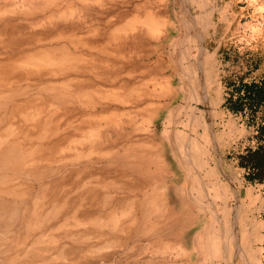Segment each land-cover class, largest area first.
<instances>
[{"label": "rangeland", "instance_id": "1", "mask_svg": "<svg viewBox=\"0 0 264 264\" xmlns=\"http://www.w3.org/2000/svg\"><path fill=\"white\" fill-rule=\"evenodd\" d=\"M45 49L67 51L75 70L12 81L10 97L61 93L54 139L94 130L96 149L57 153L40 179L19 181L31 182L24 201L0 199V264H264V183L241 159L260 143L264 110L231 107L241 83H264V0H0V59ZM10 97H0V127ZM34 196L38 208L64 207L27 230ZM243 228L253 262L208 257L206 246ZM31 245L40 256L16 257Z\"/></svg>", "mask_w": 264, "mask_h": 264}, {"label": "bare ground", "instance_id": "2", "mask_svg": "<svg viewBox=\"0 0 264 264\" xmlns=\"http://www.w3.org/2000/svg\"><path fill=\"white\" fill-rule=\"evenodd\" d=\"M73 70H75V64L73 60H71L70 54L67 51H63V50H60L58 52L55 51L52 52V50L50 49H45L44 51L39 52L38 54L19 57L14 61V63L9 62L6 59L5 60L0 59V87H1L0 97H10L14 94V90L9 89V87L11 86V84L15 85L17 83H12V81H19V82L27 81V80L32 81L37 79L39 76L43 74L58 75L61 73H65L67 71L71 72ZM192 78L194 79V77H192V73L191 75L188 74V79H192ZM66 87H68V85ZM22 89L27 90L25 86ZM24 95L26 96V98L30 97V94L28 95L27 92ZM83 95L85 94L83 93ZM45 96L46 95L36 93L34 97L40 99L38 100L37 104L35 102H34L35 104H33L32 101L26 99H15L16 96L8 98L11 101L9 102L6 110L8 116V119H6L8 120L7 125L6 126L3 125L0 127V130L5 132L0 134V199L4 201L3 202L4 204L10 202V200L7 199L10 197L16 198V201L14 202L15 204L18 199L23 200V197L27 196V194L31 189V182L20 183L19 181L22 178L26 179L27 177L29 179L31 178L40 179L45 172L44 168L39 169L40 165L49 164L50 162L55 161L54 159L56 158L57 153L59 154V152H63L64 150L76 148L80 146V144L82 145L83 141L88 143L87 150H91L92 152L96 149L93 148L94 141L90 140L95 137L92 135L94 133V130H91L92 134L90 136L83 135V137L80 138L68 139L70 138L68 134H64L59 138L54 139L53 135L51 134L52 128L50 127V122L51 119L53 118V113L55 115V112L61 106L60 103L63 102V100L61 99L63 95L61 93L55 92V94H52L51 96L47 95L49 97L45 98ZM51 109H53L54 111L50 115L48 112H51ZM43 113L48 114V117H46L44 120L39 122V123L42 122L43 123L36 133L30 132L31 129L36 127V124L34 122L38 123ZM15 115L20 116L18 122L24 123L25 127L19 126L16 128L12 124L11 120L14 119ZM30 124L34 127H31ZM27 135H31V137L29 138ZM34 139L40 140L38 141L39 143L38 142L32 143L31 141ZM47 185H48L47 183L43 184L42 188H45ZM38 201L39 198L37 196H34L30 202H27L26 205H24V208L22 209V215L25 216L23 217L22 220L24 229L30 230L34 228L36 225L43 222L44 220H47L49 218H57L61 213V209L64 207L63 203H57V204L54 203V204H50L48 206V209H42V207L38 208V204H39ZM128 204L127 207L132 206V204L129 201ZM117 207L114 206L113 208H111V210L109 209L107 214L108 215L111 214L112 217V214L114 213L113 210L118 209ZM13 208H14L13 206L10 208V213L7 215L8 217L4 220L5 223L10 222L13 215L15 214ZM3 210H6V208L3 207ZM99 218L100 216L98 215L93 218L92 221L94 222L95 225H98L97 221L99 220ZM143 223L142 224L146 226L144 227L145 229L149 230L153 228L151 224L149 225V221L143 220ZM256 231L257 230L254 228V230H252L251 232L252 235L249 234L251 238L256 236L255 235ZM243 234L244 236L242 237L241 235L238 236L237 233L233 235V237L232 235L231 236L228 235V237L226 236L225 239L226 241L224 242V244L222 242L224 248L220 245H217L218 249L217 246H215L216 248H214V246L212 245L209 247L206 246L208 257L214 255L213 257L214 260L220 258L224 262L230 263L231 252L233 251L234 257L240 256L244 261L253 262L255 259L256 252L251 245L249 246L248 236L244 228H243ZM158 238L159 240H161L159 236ZM40 241L41 239H35L33 243H40ZM179 241L185 243L188 242L189 240L185 241L183 239H180ZM242 242L245 243L243 247H242ZM246 245H248L249 248L246 247ZM32 247L33 246L31 245L27 248H24L16 252L17 254L16 257L23 258V256H26V258H30L29 255L34 257L40 256V253H38L39 249H32ZM185 249L186 247L184 246L183 250L186 251ZM214 249H215V254H213ZM56 253H57L55 256L56 258L63 257V254L64 255L66 254L62 250H59V252L57 251ZM45 259L46 258L44 257L41 260L44 262L46 261Z\"/></svg>", "mask_w": 264, "mask_h": 264}, {"label": "trees", "instance_id": "3", "mask_svg": "<svg viewBox=\"0 0 264 264\" xmlns=\"http://www.w3.org/2000/svg\"><path fill=\"white\" fill-rule=\"evenodd\" d=\"M237 90L238 97L231 105L233 110H245L248 108L253 113L264 110L263 82L241 83ZM241 93L242 95H240ZM261 129L263 130L264 127H261ZM258 139L260 143L257 147L248 149L241 159L244 160L248 169H252L253 178L264 183V131L260 133Z\"/></svg>", "mask_w": 264, "mask_h": 264}]
</instances>
